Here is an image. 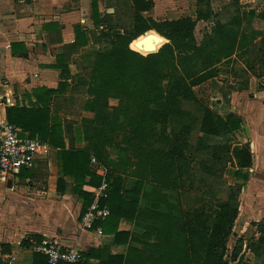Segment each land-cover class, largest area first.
<instances>
[{"label": "trees", "instance_id": "obj_1", "mask_svg": "<svg viewBox=\"0 0 264 264\" xmlns=\"http://www.w3.org/2000/svg\"><path fill=\"white\" fill-rule=\"evenodd\" d=\"M118 4L130 12V27L121 24L119 11L116 19L102 20L94 2L97 25L109 26L100 31L103 46L92 52L89 75L77 86L87 99L74 132L85 149L66 150L61 125L48 107L55 91L35 92L39 109H8L7 123L60 150L63 173L75 178L73 191L84 214L94 200L84 187L102 181L90 170L92 157L109 170L105 203L111 216L95 229L114 235L118 245L128 246L127 253L91 251L77 264H245L244 240L233 249L230 243L253 165L251 146L235 135L241 120L220 116L196 89L220 78L222 67L258 43L264 53V32L245 26L249 20L264 23V8L218 20L200 42L198 24L213 18L211 0H197L196 17L166 21L148 16L153 0ZM76 32L85 37L80 28ZM149 36L154 42L146 46ZM229 169L243 184L230 183ZM123 219L134 222L133 232L119 231ZM261 233L257 243L263 245L264 224ZM33 264H47V258L36 254Z\"/></svg>", "mask_w": 264, "mask_h": 264}, {"label": "crops", "instance_id": "obj_2", "mask_svg": "<svg viewBox=\"0 0 264 264\" xmlns=\"http://www.w3.org/2000/svg\"><path fill=\"white\" fill-rule=\"evenodd\" d=\"M95 1L0 0V117L7 122L10 108L39 109L35 92L55 91L48 107L52 119L61 125L68 151L86 147L74 132L82 120L80 124L72 122V101L75 94L84 93L81 87L77 89L79 78L85 77L80 73L89 68L92 52L103 46L100 31L108 32L109 24L96 23ZM153 1L151 17L157 21L191 6V0ZM194 2L197 11V0ZM97 3L102 20L106 15L116 19V13L121 12L118 0ZM77 28L85 34L84 38H78ZM238 77L227 88L221 78L212 80L216 82L210 106L225 119L236 115L241 120L242 127L235 135L240 143L250 144L253 154L232 239L234 246L237 240H244L245 256L249 246L261 238L264 219V75ZM13 126L21 129L24 136L32 137L29 131ZM52 149L47 160H39L34 170L24 171L18 177L7 178L0 171V264H33L38 254L34 244L41 243L45 236L84 254L100 251L103 256L126 255L128 246L118 245L114 235H104L100 227L83 229V204L73 191L75 178L64 175V156L58 148ZM90 170L101 177L92 160ZM231 171L234 173L230 183L243 184L236 180L234 169H229L228 174ZM93 188L97 187L86 185L84 190L92 194ZM133 229V221L120 222V232L131 233ZM92 262L97 263L98 259Z\"/></svg>", "mask_w": 264, "mask_h": 264}, {"label": "built area", "instance_id": "obj_3", "mask_svg": "<svg viewBox=\"0 0 264 264\" xmlns=\"http://www.w3.org/2000/svg\"><path fill=\"white\" fill-rule=\"evenodd\" d=\"M0 171L7 178H15L24 171H32L39 160H47L52 146L39 138L24 136L21 129L7 123L0 117ZM92 164L101 174V185L92 189L93 203L82 218L84 230H93L98 222L111 216L106 205L110 197L109 170L92 158ZM264 224V219L263 222ZM36 253L47 258V264H77L84 261L83 251L66 248L59 240L45 236L41 243H35Z\"/></svg>", "mask_w": 264, "mask_h": 264}, {"label": "rangeland", "instance_id": "obj_4", "mask_svg": "<svg viewBox=\"0 0 264 264\" xmlns=\"http://www.w3.org/2000/svg\"><path fill=\"white\" fill-rule=\"evenodd\" d=\"M189 2V1H188ZM187 2V4H188ZM188 8L185 7L180 11L175 12L176 14H171L169 16H162L158 20L165 19H177L184 18L186 16L196 17V3H192ZM262 9L264 8V0H211L210 9L213 12V18L208 22H199L197 29V38L201 42L204 38L206 31H208L218 20L223 22H229L234 16H242L244 12H249L252 9ZM203 9H208V5H205ZM120 12V19L122 20V25L125 27H130L132 25L131 15L125 7H122ZM148 16H154L151 12ZM245 22V26L249 30H261L264 32V23L257 20H252ZM154 36H149L143 43L146 46L153 45ZM88 68V67H87ZM80 74L84 76L89 75V68L82 70ZM238 74H254L256 77H261L264 75V53L261 48L260 43L252 47L248 54L239 55L236 57L229 67H222L221 79L225 83L227 88L230 82L236 83L238 81ZM214 82L210 81L200 88L196 89L198 96L206 103L211 105V98L214 93ZM77 95V96H75ZM72 101V122L74 124H80L84 115V104L86 101V95L75 94ZM233 171L228 174L229 181H233ZM238 236V235H237ZM231 249L234 248V243H230ZM251 249V252L249 251ZM245 264H264V244H258L254 241L251 246L246 251L244 256Z\"/></svg>", "mask_w": 264, "mask_h": 264}, {"label": "water", "instance_id": "obj_5", "mask_svg": "<svg viewBox=\"0 0 264 264\" xmlns=\"http://www.w3.org/2000/svg\"><path fill=\"white\" fill-rule=\"evenodd\" d=\"M111 13H114V10H112Z\"/></svg>", "mask_w": 264, "mask_h": 264}]
</instances>
